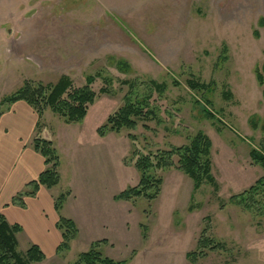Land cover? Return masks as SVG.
Wrapping results in <instances>:
<instances>
[{"label": "rangeland", "instance_id": "rangeland-1", "mask_svg": "<svg viewBox=\"0 0 264 264\" xmlns=\"http://www.w3.org/2000/svg\"><path fill=\"white\" fill-rule=\"evenodd\" d=\"M118 60L130 70H120ZM263 65L264 0H0V112L12 104L3 98L25 83L53 84L67 75L79 86L94 76L91 87L105 83L109 93L99 94L82 120L43 111L53 133L60 126L61 144L42 137L59 161V147L68 155L81 137L91 140L92 129L97 133L129 96L144 100L151 114L136 117L133 128L97 133L114 148L116 194L138 183L139 156L188 144L197 131L211 141L217 183L194 189L183 171L153 168L162 179L154 199H116L109 228L79 236L76 226L66 249L30 264H74L96 241L103 256L126 264H264V192L248 205L229 201L264 174L249 155L251 147L264 152L263 87L256 76L264 84ZM149 79L163 83V93ZM205 227L220 247H196ZM16 234L23 253L31 243ZM190 251L195 260L186 257Z\"/></svg>", "mask_w": 264, "mask_h": 264}, {"label": "trees", "instance_id": "trees-1", "mask_svg": "<svg viewBox=\"0 0 264 264\" xmlns=\"http://www.w3.org/2000/svg\"><path fill=\"white\" fill-rule=\"evenodd\" d=\"M117 67L120 70H130L129 64L122 60L117 61ZM256 76L258 82L262 84V97L264 100V84L261 73L257 72ZM94 78V76L86 77L84 84L79 86L73 84L72 79L67 75H61L53 84L38 82L36 85H30L25 83L16 92L4 97L3 101L13 103L22 100L31 106L37 114L38 128L41 124V116L46 108L62 117L66 122H77L85 117L89 106L93 104L99 94L109 93L105 83L95 91L91 87ZM104 81L107 82V79H104ZM147 82L150 87H153L159 93H163V83H157L152 79ZM194 84L191 83L192 88L206 86V84ZM225 94L230 96L231 93L226 90ZM145 104L144 100L132 102L129 96L124 97L123 104L107 116L105 123L97 128V133L103 135L107 130L118 131L121 128H133L136 117L145 118L151 114V111L144 106ZM208 111H206L207 115L213 117L212 113ZM33 147L43 157L45 168L38 174L36 179L27 184L28 188L19 193L18 198L22 195H33L40 186L52 188L59 183V159L51 141L41 136H35ZM210 148L211 141L208 136L201 131H197L190 138L188 144L170 146L166 150H158L153 154L139 156L134 163L140 175L138 183L120 191L116 194L115 199L128 201L140 196L150 200L154 199L159 193L162 179L151 172L153 168L174 167L183 171L192 179L194 189H197L203 182H207L216 189L217 183L211 174ZM249 155L253 163L259 164L264 169V152L251 147ZM174 157H176L175 161ZM260 192H264V174L244 191L232 195L229 201L241 205L244 201L246 203L248 200L252 201V196ZM69 194L70 191L66 190L54 198L53 205L56 212L60 210ZM262 210H264V205H262ZM56 228L61 233V242L56 249L58 252L68 247V242L76 235L77 228L72 219L63 216L58 217ZM19 230V225L9 224L0 214V264H30L31 262H39L44 258L43 252L36 244H31L23 253L16 250L15 233ZM206 230L207 227L202 229V235H200L196 247L198 249L220 247L219 244L212 245L211 239L204 235ZM97 246L98 241L92 244L87 251L80 253L74 264H126L125 259L116 261L103 256ZM195 252H187L186 257L195 260Z\"/></svg>", "mask_w": 264, "mask_h": 264}, {"label": "crops", "instance_id": "crops-1", "mask_svg": "<svg viewBox=\"0 0 264 264\" xmlns=\"http://www.w3.org/2000/svg\"><path fill=\"white\" fill-rule=\"evenodd\" d=\"M59 128L57 134L53 133L44 115L38 128L37 114L22 100L0 112V214L9 224L19 225L16 236L25 234L29 243L40 247L45 258L55 255L61 242V233L56 228L59 216L71 218L79 236L100 233L101 228H109L115 220L117 202L114 173L112 186L110 177V156L113 155L114 165V148L112 152L109 142L103 139L105 136L97 135L96 126L91 140L81 137L69 156L57 146L61 151L57 185L40 186L33 195L18 198L45 168L43 157L33 147L34 131L39 129L41 137L58 145L61 144ZM66 190L70 194L56 212L53 200Z\"/></svg>", "mask_w": 264, "mask_h": 264}]
</instances>
